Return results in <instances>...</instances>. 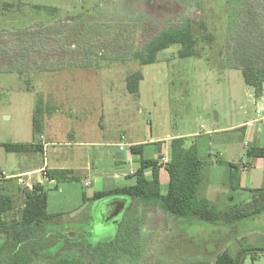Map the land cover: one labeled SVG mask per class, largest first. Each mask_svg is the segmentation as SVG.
<instances>
[{
  "label": "rangeland",
  "instance_id": "1",
  "mask_svg": "<svg viewBox=\"0 0 264 264\" xmlns=\"http://www.w3.org/2000/svg\"><path fill=\"white\" fill-rule=\"evenodd\" d=\"M186 22H193V55L181 58L180 46L172 45L150 65L140 66L131 57L162 31ZM27 29L35 40L28 63L19 69L15 60H0V174L48 167L67 170L74 178L44 182L47 212L62 215L48 222L42 244L51 252L72 248L88 262L91 256L80 252L115 245L128 208L138 218L137 241L117 264H210L233 235L239 249L264 246V230L256 227L264 226L262 211L242 219L243 228L231 234L235 229L224 228V221L174 219L155 201L92 200L95 192L135 183L132 177L124 184L114 179L116 173L139 167L126 158L116 167L120 146L129 153L123 143L156 140L144 146L145 157L153 158L159 155L157 145L169 147L181 138L204 163L197 196L221 210L241 206L224 199L236 180L229 178L221 146L227 142L238 149L245 135L219 129L230 127L248 101L240 67L245 53L249 57L264 50V0H0V41ZM250 60L264 63V55ZM138 71L143 80L131 93L126 79ZM4 144L33 149L9 153ZM38 176L43 180L41 171L21 179L35 182ZM161 176L165 194L168 176ZM0 190L17 209L24 193ZM115 201L125 204L107 220ZM242 264H264V255L254 261L246 256Z\"/></svg>",
  "mask_w": 264,
  "mask_h": 264
},
{
  "label": "trees",
  "instance_id": "2",
  "mask_svg": "<svg viewBox=\"0 0 264 264\" xmlns=\"http://www.w3.org/2000/svg\"><path fill=\"white\" fill-rule=\"evenodd\" d=\"M6 7L11 6L6 5ZM192 26L193 22H186L181 28L162 31L153 37L142 51L136 52L131 57L138 61L140 66L150 65L154 63L159 51L168 49L172 45L180 46L178 55L181 58L193 55L196 41ZM27 31L20 30L13 34L8 38L12 39L11 41L6 38L0 41L1 62L7 63L15 60L19 69L22 67V62L28 63L32 54L35 53V40L31 36L33 32ZM260 51L258 55L253 54L249 57L245 53L242 67H240L244 83L253 90L255 97H259L263 90L264 68L262 65L264 63L253 62L250 59L263 56L264 50ZM126 80L128 91L134 93L138 91L143 75L138 71L128 76ZM143 147L144 145L130 147L132 155L140 156L139 167L132 176L135 179L134 185L95 192L92 197L93 201L109 197L155 201L174 219L195 218L210 223H217L220 220L231 223L264 211V188L247 190L248 193L254 194V198H258L254 199L255 201L225 210L218 209L205 198H199L197 191L201 179L200 171L204 163L199 159L197 149L194 146L186 147L185 141L181 138L173 139L170 143V159L164 165L169 182L167 192L162 194L159 180L162 166L156 159L143 158ZM3 148L9 153H24L33 149L23 144H4ZM247 154L264 160V146L249 149ZM148 171L149 174H147ZM69 173L67 170H51L47 172V175L50 180H74L73 177H69ZM47 206L48 198L44 187L42 184H36L33 191L26 196L19 219L6 221L4 216L13 210V201L10 196L0 190V241H2L0 264H34L37 258L40 259L39 264H117V259L129 253L133 248L132 244L137 241L138 218L130 215L124 219V223L122 222L123 232L116 236L115 245L109 247L103 245L102 252L97 251V248L87 246L85 250L90 247L89 251H86L88 255L80 252L85 258L91 256L88 262L78 259L75 256L77 252L72 248H68L69 251L66 253L63 252L64 247L60 248V252L59 250L51 252L52 247H48L45 243L42 244L41 240L45 239L44 231L48 222L61 217L62 214H49ZM262 255H264V246L251 250L241 249L235 257L224 250L216 256L215 262L216 264H242L246 256L254 261ZM111 260L114 261L111 262Z\"/></svg>",
  "mask_w": 264,
  "mask_h": 264
},
{
  "label": "crops",
  "instance_id": "3",
  "mask_svg": "<svg viewBox=\"0 0 264 264\" xmlns=\"http://www.w3.org/2000/svg\"><path fill=\"white\" fill-rule=\"evenodd\" d=\"M262 89L263 90H262L261 95L259 97H255L253 90L250 87H247L246 95H247L248 101L245 105L242 104L239 107V112H237L236 121L232 122L230 124V127L219 129V130H241V131H243V133L245 135V139L243 140L242 143H239L238 149L236 148V145H231L227 142H225L221 146L223 155L226 156V162L225 163L229 169V178H230V180H234V181L236 180V182L234 184H232L231 192L227 196H225V198H224L225 201H229V203L231 205L234 204V205L243 206L245 204L250 203L246 200L255 201L254 199H258V198H254L253 197L254 194L248 193L247 190H258V189L264 188V160L261 158L248 156V154H247L249 149L261 148L264 146V122L259 121L258 116L256 115L257 110H264V84L262 86ZM121 139L124 140V137L123 136L120 137V142H122ZM152 140L147 141V142H130V141H128V143L122 142L129 149V153L127 155L123 154L124 153V147L122 150H118L115 153V157L117 158L115 160L116 167L117 168L120 167L123 164V162H124L123 160L125 158L128 161H131V162L138 161V163H139L140 156L139 155H132L130 152V147L131 146H138V145L146 146L149 144H155L156 140H154V142H152ZM120 142L117 143L116 146L120 145ZM157 143L160 144L163 142H157ZM244 148H246V149L243 153ZM145 149L146 148L143 147V150H142V157L145 159H156L159 161V158H161L163 156V155L161 156V154H163V153H165L168 157H170V146L167 147L165 145L164 146L163 145H161V146L157 145V148H155V150H157L159 152V155H158L159 157L157 156L158 158L157 157H153V158L145 157ZM223 155L221 153L218 157H216L215 162L221 161V158L223 157ZM136 158H138V159H136ZM162 159L163 158H161V160ZM166 159H167V157H166ZM236 162L240 163V167H238V169H237ZM159 164L162 166V168L160 169V172H159V180H160V184H161V178H162L161 173L162 172L166 173V171L164 169L165 164H162L160 161H159ZM43 169H44L43 167H40L37 169L32 168V169L24 170L23 172L18 173V174H33L34 175V174L39 173ZM137 169L131 170L129 172L116 173V174H114V179L119 180L120 182H122V184H124L125 180L130 179L133 176V174L136 172ZM45 170L47 172L51 171L48 169V167ZM52 170H56V169H52ZM59 170H64V169H59ZM254 172H255V174H254ZM149 173L150 172L148 171L147 174H149ZM166 175L168 176L167 173H166ZM244 176H246V177H244ZM237 178H239V179H237ZM42 179H43V177H42ZM37 181H41V183L44 187V182L47 181V179L40 180V178L38 176ZM51 181H55V180H51ZM83 182L85 183V181H83ZM168 182H169V177H168ZM236 183H238V184H236ZM123 186H132V185H117V186H114L112 188L123 187ZM0 188H2L6 192L18 191L19 193L20 192L24 193L23 192L24 190L21 189L14 180L2 181L0 183ZM112 188H108V189H112ZM108 189H105V190H108ZM232 190L236 191V192L232 193ZM27 194H28V192L25 191L23 199L19 200V207H17V209L13 203V210L9 213L10 216L7 218L4 217V219L6 221H9L12 219H19V217L21 215V210L24 207V203H25V199H26ZM259 200H260V202H262L261 199H259ZM130 201H132L131 202V204H132L133 200L130 199ZM16 210H17V213L19 212V214L16 213ZM126 213H127L126 215H128V216L131 215V212L130 211L128 212V208L126 210ZM60 214H62V213H60ZM134 215H135V212H134ZM136 215H139V213ZM261 215H262V217H264V211L262 212ZM191 220H195V218L187 219L185 221H191ZM242 224H243V222L241 220H238V221L235 220L234 222L227 223V225H225L224 228L229 229V227H232L235 230L229 231V232L231 234H233V233L236 234L237 230H238L237 232H240V230L243 228ZM256 227H257V229H259L261 231L264 230V226L263 227L256 226ZM237 241H238V238L234 237V235L227 237L226 242H228V243L226 246L221 248V250H222L221 252L226 250V251H228V253L231 256H234V257L238 256L241 249H239L235 246ZM1 243H2V241H0V244ZM216 256L212 260V262L214 264H216V262H215ZM212 262L210 264H212ZM195 263L204 264V262H201V261H197Z\"/></svg>",
  "mask_w": 264,
  "mask_h": 264
},
{
  "label": "built area",
  "instance_id": "4",
  "mask_svg": "<svg viewBox=\"0 0 264 264\" xmlns=\"http://www.w3.org/2000/svg\"><path fill=\"white\" fill-rule=\"evenodd\" d=\"M256 115L258 116V119H259V121H262V122H264V110H257L256 111ZM123 149V146H120V150H122ZM169 160L168 159H162L161 160V163L162 164H166L167 162H168ZM41 173H42V177H43V179H48V175H47V171L45 170V169H43L42 171H41ZM22 175H33V174H22ZM22 175H16V174H11V175H8V174H6V173H4V172H2L1 174H0V183L2 182V181H5V180H16V183L18 184V186H21V187H24V189H26V191L28 192V193H31L32 191H33V189H34V185H36V184H42L41 183V181H27L26 183L21 179V176ZM85 186H89L90 184L89 183H87V182H85V183H83Z\"/></svg>",
  "mask_w": 264,
  "mask_h": 264
},
{
  "label": "water",
  "instance_id": "5",
  "mask_svg": "<svg viewBox=\"0 0 264 264\" xmlns=\"http://www.w3.org/2000/svg\"><path fill=\"white\" fill-rule=\"evenodd\" d=\"M112 204L115 206V210H114V213L107 218V220H111L114 217H116V215L120 212L119 208H123L125 202L124 201H116V202H113Z\"/></svg>",
  "mask_w": 264,
  "mask_h": 264
}]
</instances>
